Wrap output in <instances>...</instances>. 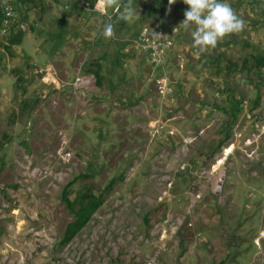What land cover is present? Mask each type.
<instances>
[{
    "label": "rangeland",
    "instance_id": "obj_1",
    "mask_svg": "<svg viewBox=\"0 0 264 264\" xmlns=\"http://www.w3.org/2000/svg\"><path fill=\"white\" fill-rule=\"evenodd\" d=\"M248 35L261 47L247 45L256 53L243 68L231 64L224 83L212 75L205 93L167 103L166 116L174 105L184 113L175 128L156 115L142 127L136 115L106 145L89 135L75 145L61 118L33 114V98L2 116L0 264H264V67L255 61L264 25ZM115 177L66 241L76 214L64 191L81 200Z\"/></svg>",
    "mask_w": 264,
    "mask_h": 264
},
{
    "label": "crops",
    "instance_id": "obj_2",
    "mask_svg": "<svg viewBox=\"0 0 264 264\" xmlns=\"http://www.w3.org/2000/svg\"><path fill=\"white\" fill-rule=\"evenodd\" d=\"M96 1L17 3L26 30L11 52L5 48L11 34L0 25V118L30 97L35 104L33 114L45 109L48 115L61 118V127L67 130L65 141L70 144H77L74 136L89 135L92 141L98 138L106 145L110 137H117L122 124L136 115L142 116L139 126L148 127L151 116L156 115L155 119L163 125L175 128L174 123L184 113L174 105L166 116V105L171 100L157 92V74L167 70L175 96L184 101L193 96L194 90L205 93L211 88L212 75L218 83H224L229 65L234 68L239 63L241 69L247 56L256 53L252 47L247 52V45L255 44L248 33L264 25V0H228L243 19L244 28L225 37L216 48L199 53L193 47L191 30L180 24L186 9H176L172 4L148 12L145 7L153 0H121V5L133 10L132 19L125 22L119 19L115 8L102 14L94 7ZM119 11H123L122 6ZM109 18L115 26V36L105 39L102 32ZM146 25L151 31L164 28L174 40L160 62L151 61L135 44ZM257 46L261 44L256 43L254 48ZM184 108L193 114V107L185 104Z\"/></svg>",
    "mask_w": 264,
    "mask_h": 264
},
{
    "label": "clouds",
    "instance_id": "obj_3",
    "mask_svg": "<svg viewBox=\"0 0 264 264\" xmlns=\"http://www.w3.org/2000/svg\"><path fill=\"white\" fill-rule=\"evenodd\" d=\"M168 3L172 5L176 0H168ZM183 3L188 7L180 24L186 30H191L193 47L197 48L199 53L216 48L225 37L239 33L245 26L243 19L228 0H183ZM121 6L123 11H119ZM96 7L104 15H107L108 9L115 8L119 12V19L125 22L133 16L132 8L129 5H121V0H97ZM102 35L105 39L114 38L115 26L111 18L105 23ZM152 36L156 40H161L162 36L165 38V35L153 31Z\"/></svg>",
    "mask_w": 264,
    "mask_h": 264
},
{
    "label": "built area",
    "instance_id": "obj_4",
    "mask_svg": "<svg viewBox=\"0 0 264 264\" xmlns=\"http://www.w3.org/2000/svg\"><path fill=\"white\" fill-rule=\"evenodd\" d=\"M5 18L1 24L3 30L9 34L16 31L17 29H26V23L20 16L17 10L16 0H0ZM97 1L94 4L96 7ZM153 32H158L165 35L161 40H156L152 36L150 26L146 25L140 31V34L136 37V45L141 50L145 51L151 61L160 62L166 57L167 50L173 45L174 40L171 34L164 28L158 27ZM156 90L162 97H167L171 101L175 99V89L167 70H162L156 76Z\"/></svg>",
    "mask_w": 264,
    "mask_h": 264
},
{
    "label": "trees",
    "instance_id": "obj_5",
    "mask_svg": "<svg viewBox=\"0 0 264 264\" xmlns=\"http://www.w3.org/2000/svg\"><path fill=\"white\" fill-rule=\"evenodd\" d=\"M26 0H16L17 3L25 2ZM163 3H168V0H159L157 3L149 6H146V10L148 12H152L158 9L166 8ZM169 5V3H168ZM175 8H184L187 9V5L183 3V0H176L174 3ZM5 18L1 3H0V25L2 24ZM26 29H17L16 31L11 33L9 43L5 44L6 50L11 52V48L14 44H18L22 41L23 36L25 34ZM255 61L258 66L264 67V52L260 53L255 56ZM118 177L113 178L108 185L106 186L105 190L99 194H92L89 195L88 193L81 194L80 198L71 200L67 197V191H64L63 200L66 202L67 207L76 214V218L71 221L66 228L65 231V240H71L89 221L91 216L96 212V210L104 203L107 195L110 193L111 189L114 187ZM86 200V201H85ZM76 202H80L79 208H76Z\"/></svg>",
    "mask_w": 264,
    "mask_h": 264
}]
</instances>
